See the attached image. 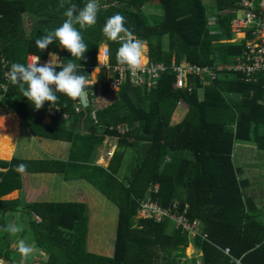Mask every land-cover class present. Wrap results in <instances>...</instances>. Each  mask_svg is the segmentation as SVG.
<instances>
[{
  "label": "trees",
  "instance_id": "obj_1",
  "mask_svg": "<svg viewBox=\"0 0 264 264\" xmlns=\"http://www.w3.org/2000/svg\"><path fill=\"white\" fill-rule=\"evenodd\" d=\"M238 1L212 0L211 14L212 6L205 0H100L95 25H75L89 47L77 60L58 41L41 51L35 40L45 35V30L62 25L69 3L79 10L87 0H65L63 7L61 0H0V59L5 58L10 69L13 62L26 65L28 54L46 60L53 53L64 64L69 60L80 64L78 72L89 81L103 44L108 47L109 64L121 65L117 60L120 43L103 32L107 19L120 13L125 27L147 46L151 62L229 66L244 48L243 41L228 42L232 39V10ZM148 6L160 13L144 14ZM217 74L207 84L193 80L191 92L174 89L171 73L163 74L150 88L125 82L112 103L96 110V122L91 120V101L97 89L100 96L110 92L103 70L97 82L86 88L88 106H79L78 112L79 98L73 100L59 92L56 104L46 101L36 110L22 96L19 85L10 81L6 91L0 92V108L16 113L31 136L67 142L70 148L67 163L16 156L0 160V259L1 252L11 253L9 241L14 236L2 229L12 214L21 210L20 216H26L35 210L44 213L41 221L25 219L21 233L25 235L29 227L33 241L47 256L45 264H180L187 236L169 229V221L136 220L138 200L150 193L162 206L172 200L188 204V215L201 221L206 239L195 237L193 243L201 251L202 264H236L232 259L238 264H264V223L253 215L254 203L243 197L244 182L232 162L235 142H253L264 151V89L261 80L246 82L242 74L231 70ZM182 102L187 111L179 123L171 124ZM53 107L61 114L43 123L46 110ZM81 125L87 133L80 134ZM120 128L125 130L120 132ZM104 136L113 137L116 148L106 168L91 166L95 148ZM10 156L0 151V159ZM20 163L27 165V173L57 172L58 164L90 171L85 178L118 211L111 256L87 250V220L78 215L79 205L1 199L20 188L22 174L15 171ZM154 185L158 186L156 193L151 192ZM226 248L229 256L223 253Z\"/></svg>",
  "mask_w": 264,
  "mask_h": 264
},
{
  "label": "crops",
  "instance_id": "obj_2",
  "mask_svg": "<svg viewBox=\"0 0 264 264\" xmlns=\"http://www.w3.org/2000/svg\"><path fill=\"white\" fill-rule=\"evenodd\" d=\"M206 2H210L209 6H213L212 0H205V3ZM206 5L208 4L206 3ZM210 18H213V16L211 15ZM241 41L244 42V39H242L241 34L234 35L232 33V39L229 40L228 42L237 43ZM142 57L144 58V61L143 64L141 65H144L148 61L147 52H145V56ZM47 60L48 59L41 60V64L47 62ZM100 65L101 64H98V59H96V66L92 69V71L95 68H99ZM217 67H225V66L219 65ZM100 71L101 70L99 69L96 76L90 75L89 85H92L94 82L95 83L97 82V78ZM116 92L117 91L109 92L107 95H110L112 98L110 102L100 105L98 104L99 102L97 99L99 98L102 99L104 98V96H100L97 89V93H95L94 95V98L96 100L94 101L93 98L91 101V107H92L91 120L96 122V118H95L96 110L101 109L112 103L116 99ZM92 94L93 93H91V95ZM84 99L86 106H83L81 104L79 98V102L77 103L75 108L77 112L79 111L78 110L79 106L82 107L88 106L87 95L84 96ZM182 104L184 105L183 108L178 107L181 106ZM186 111H187V105L184 102L178 104L171 117V124L179 123L183 119ZM7 116L14 117L13 119L15 121V125L18 132L12 146H7L6 144L0 142V151L8 152L11 154L9 159L7 160L0 159V160L9 161L11 160L12 157L16 156L25 160H42L43 162L48 160H52V161L54 160L64 163L68 162L70 143L63 141H50L39 137L31 136L26 130L22 128L21 120L16 113L0 108V117L5 118ZM51 118H52L51 116L45 113L43 117V123L48 124L51 121ZM78 129L80 131V134L88 132V130L85 127H83V125L79 126ZM124 130L125 128H120V132ZM1 134L2 132H0V135ZM18 137L19 140H17ZM21 139L22 141L20 143ZM33 141L37 142V144L40 145L35 146L32 143ZM109 143L112 144L110 145ZM106 144L110 145V149H106L107 151L105 150L104 147ZM115 148H116V140L113 137L104 136L102 143L95 148L90 163L91 166H93L92 165L93 163L96 166H101L103 168H106ZM103 149L105 150V152L103 151ZM126 152L128 153V151ZM232 162L235 169L238 172L239 180L244 182L243 184L244 187L242 188L243 197L248 198L254 203L255 212L253 213V215H255L258 218V220L264 223V174L260 175L261 168L264 169V151L258 149L253 142H235L232 151ZM76 164H81V163L77 161ZM260 165L263 166L261 167ZM48 167H53V166H48ZM56 167L60 171L29 172L26 174H22L20 188L3 196L1 199L2 200L19 199V200H24L27 203H35L36 205L54 204V205H63V207H65L66 205L69 206L79 205L80 208L77 209L78 215H84L87 220V228H88L86 234L87 250L92 253L111 256L113 253L112 245L114 244L115 229L117 223L118 211L116 206L114 205L113 202H111L106 197H104L90 183V181H88L85 178L88 176L87 174L88 172H90L89 170L87 169L83 170L78 165L71 167L66 164L63 165L58 164V166ZM97 195L99 197L101 196L102 198H105L106 200H94V198ZM106 204H110V205L112 204L116 211L114 231L112 225L114 223L113 208H107L106 206H103ZM69 209L72 208L69 207ZM41 211H43V208H41ZM20 213H22L21 210L16 213H13L12 214L13 218L9 223H16L24 226L25 219L32 221L34 220L36 223H38L41 221L42 214H44V213H39L35 210H30V212L28 213V215L26 214V216H20ZM21 218L24 219L22 220ZM194 219H197L199 221V229L203 233L201 221L198 218H194ZM136 220L137 221L141 220L137 218V213H136ZM107 222H112V223L109 226ZM108 227H110L112 233L110 232L109 234H107L106 228ZM172 228H174V226ZM172 228L169 227V229ZM26 229H28V232H26L25 235L19 233L14 237L19 239L23 238L27 243L33 245L36 248V251H38L40 257H42L43 261L46 262L47 256L33 241V235L29 231V227H27ZM109 236H113L112 243L108 239ZM187 238L189 242L185 247L184 255L182 257H179V261H181L182 263L181 262L179 263L202 264L201 262L202 254L201 251L194 246L193 243L194 238L189 236H187ZM109 246L110 248L108 251ZM188 249L190 250L189 253H187ZM8 250H10V246Z\"/></svg>",
  "mask_w": 264,
  "mask_h": 264
},
{
  "label": "built area",
  "instance_id": "obj_3",
  "mask_svg": "<svg viewBox=\"0 0 264 264\" xmlns=\"http://www.w3.org/2000/svg\"><path fill=\"white\" fill-rule=\"evenodd\" d=\"M233 18L230 22V30L234 35H242L244 48L241 56L234 59V63L225 67L199 66L185 61L171 64L162 62L154 63L147 61L136 70L126 65H110L109 51L106 45H102V62L99 67L105 73L109 91H118L120 86L128 82L133 87L154 86L158 79L165 73L174 75L173 88L191 92L193 80L197 79L202 84H207L217 77L219 70H228L243 75L246 82L257 83L261 80L264 89V0H239L237 7L232 10ZM35 57L29 54L26 64ZM41 64V60L39 61ZM9 65L5 58L0 59V92H5L7 84ZM46 113L53 117L61 114L58 107L48 108ZM65 117V114L62 115ZM158 186L154 185L151 192L156 193ZM137 218L152 220L154 222L169 221L181 235L206 239V235L199 229V221L188 215L189 205L172 200L167 206H162L157 200H153L150 193L143 199L138 200ZM223 253L229 256V249ZM2 261V259H0ZM236 264L238 260L232 259Z\"/></svg>",
  "mask_w": 264,
  "mask_h": 264
},
{
  "label": "clouds",
  "instance_id": "obj_4",
  "mask_svg": "<svg viewBox=\"0 0 264 264\" xmlns=\"http://www.w3.org/2000/svg\"><path fill=\"white\" fill-rule=\"evenodd\" d=\"M64 3L65 0H61L60 7H63ZM99 7L98 0H87L84 7L79 10L77 5L69 3L64 12L66 19L62 25L51 31L45 30L46 34L35 40L36 47L43 51L54 41H58L72 57L77 60L82 59L89 47L84 43L83 36L75 25H79L80 28L95 25ZM103 32L108 39L120 43L117 60L121 65H126L132 70L141 67L143 42L125 27V18L122 14L117 13L108 18ZM39 61L40 57L35 56L26 65L13 62L8 72L11 83L19 85L22 96L26 97L36 110L41 109L46 101L50 105L56 104L58 92L73 100L87 95L86 88L89 86V81L86 75L78 72L81 68L80 64L72 60L64 64L53 53H49L47 62L40 64ZM57 68L60 70L56 71ZM15 171L26 174L27 165L24 163L16 165ZM2 230L16 236L24 229L23 225L9 223ZM16 247L21 256L20 264H26L34 251L33 246L21 238L17 241ZM0 264L4 262L0 261Z\"/></svg>",
  "mask_w": 264,
  "mask_h": 264
},
{
  "label": "rangeland",
  "instance_id": "obj_5",
  "mask_svg": "<svg viewBox=\"0 0 264 264\" xmlns=\"http://www.w3.org/2000/svg\"><path fill=\"white\" fill-rule=\"evenodd\" d=\"M98 1H100V0H98ZM207 4H208V6H209V3L210 2H206ZM211 11H210V13L212 14L213 12V6H212V8L210 9ZM143 12H144V14H159L160 13V11L158 10V9H155V8H153V7H150V6H148V7H145L144 9H143ZM27 26L28 25H26L25 26V28H26V30H27ZM143 46H144V51H143V56H145V52H147V46L143 43ZM102 47L103 46H101L100 48H99V51H98V53H97V59H98V56H100V53H101V49H102ZM48 60H49V57H48ZM47 60V61H48ZM98 71H99V68H95L92 72H91V75L92 76H96L97 75V73H98ZM112 98H111V96L110 95H107V96H104V98H102V99H97L98 100V104H100V105H102V104H104V103H109L110 102V100H111ZM96 99L94 98V101H95ZM178 107H180V108H183L184 107V105L182 104L181 106H178ZM17 140H19V137L17 138ZM21 141H22V139L20 140V143H21ZM0 142L1 143H3V144H5V142H4V140H2V139H0ZM35 146H39L38 144H37V142H35V141H33L32 142ZM110 145L112 144V143H109ZM109 144H106L104 147H105V150L106 149H110V145ZM16 146H17V144H16ZM105 150L103 149V151L105 152ZM107 151V150H106ZM261 166V165H260ZM263 166V165H262ZM261 166V167H262ZM264 174V169H262L261 168V170H260V175H263ZM99 196L97 195L95 198H94V200H106L105 198H102L101 196L98 198ZM103 206H106L107 208H113V212H114V215H113V219H114V223L112 224L113 225V231H114V227H115V214H116V211H115V208L113 207V205L111 204H106V205H103ZM111 223L112 222H107V224L110 226L111 225ZM169 227H173V224L172 223H170L169 222ZM106 231H107V234H109L110 232L112 233V230L110 229V227H108V228H106ZM104 232H105V230H104ZM103 232V233H104ZM108 239L111 241V243H112V240H113V236H109L108 237ZM4 240V239H3ZM19 240V238H16V237H13L12 238V240L11 241H9V246H10V255L9 256H7L6 254H5V252H1V258H2V260H3V262H4V264H20V261H21V256H20V254L19 253H16V250H17V247H16V244H17V241ZM4 242V241H3ZM33 246V245H32ZM113 246V245H112ZM1 248H4L3 247V245L1 246ZM33 248H34V251H33V253H32V255L28 258V260L26 261V264H45V261H43V259H42V257H40V255H39V253H38V251H36V248L33 246ZM109 248H110V246L108 247V251H109ZM179 262H181V261H179ZM182 263V262H181Z\"/></svg>",
  "mask_w": 264,
  "mask_h": 264
},
{
  "label": "bare ground",
  "instance_id": "obj_6",
  "mask_svg": "<svg viewBox=\"0 0 264 264\" xmlns=\"http://www.w3.org/2000/svg\"><path fill=\"white\" fill-rule=\"evenodd\" d=\"M102 57L101 55L98 56V64H101ZM144 58L141 59V64H143ZM12 116L7 117H0V132L2 134L0 135V139L4 140L5 144L7 146H12L13 142L17 136V128L15 125V121ZM190 250H187V253H189Z\"/></svg>",
  "mask_w": 264,
  "mask_h": 264
},
{
  "label": "water",
  "instance_id": "obj_7",
  "mask_svg": "<svg viewBox=\"0 0 264 264\" xmlns=\"http://www.w3.org/2000/svg\"><path fill=\"white\" fill-rule=\"evenodd\" d=\"M80 101H81V104H82L83 106H86V103H85V99H84V97H81V98H80Z\"/></svg>",
  "mask_w": 264,
  "mask_h": 264
}]
</instances>
